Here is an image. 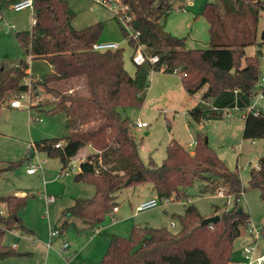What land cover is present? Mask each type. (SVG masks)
Returning a JSON list of instances; mask_svg holds the SVG:
<instances>
[{"label": "trees", "instance_id": "trees-1", "mask_svg": "<svg viewBox=\"0 0 264 264\" xmlns=\"http://www.w3.org/2000/svg\"><path fill=\"white\" fill-rule=\"evenodd\" d=\"M17 0H0V12ZM133 15L131 25L139 32L137 40H128L131 46L143 43L152 54L159 56L155 64L137 65L132 75L124 64V50L98 51L103 22L83 28L73 26L74 10L68 0H34L35 23L30 30L15 36L24 50V57L15 64L0 63V107L8 94L14 97L29 90L31 60H46L53 71L33 79L32 88L53 93L57 98L54 110L66 107L71 118L65 120L66 128L77 121L89 125L62 137L36 141L26 157L0 166V173L16 165L30 162L36 152L43 151L58 158L64 165L80 149L90 145L96 151L89 153L74 175L77 182L93 185L96 192L90 198H77L62 212L56 224L60 238L71 230L78 233V222L87 224L89 233L102 224L117 205V193L126 180L138 172L139 179L129 185L152 183L157 196L171 199H190L189 189L197 180L203 181L201 193H214L226 187L234 195L233 206L225 208L217 222L203 225L205 216L195 204H189L182 215L173 214L180 223L177 231L167 226H134L128 236L110 234V244L99 264H230L235 253V242L240 236L249 213L242 209L240 199L245 192L240 176L231 171L203 134H197L194 153L172 139L166 147V157L161 165L153 158L145 164L139 145L132 136V124L120 108L141 107L145 101L149 74L163 70L181 75L184 88L195 94L207 86L202 100L207 105H197L190 110L193 120L200 122L220 116L212 109L238 106L244 110L251 102L255 85L261 78L258 51L248 56L245 47L257 43L259 12L264 10L261 0H215L205 4L201 14L209 22L210 48H188L186 38L170 32L163 37L157 25L164 28L174 0H124ZM117 19V17H115ZM118 20V19H117ZM125 36L126 29L118 20ZM264 42V41H263ZM74 79H84L86 95H75L64 86ZM40 110V107H37ZM38 117H34L37 119ZM243 136L246 139L264 138V112L247 113ZM61 142L62 145L56 147ZM259 168L249 172V185L261 191L264 200V154L259 158ZM7 210L0 214V264L16 255V249L4 243L6 234L15 229L28 231L21 217L28 197L17 194L0 195V204ZM212 225V227H210ZM67 239V238H66Z\"/></svg>", "mask_w": 264, "mask_h": 264}, {"label": "rangeland", "instance_id": "rangeland-1", "mask_svg": "<svg viewBox=\"0 0 264 264\" xmlns=\"http://www.w3.org/2000/svg\"><path fill=\"white\" fill-rule=\"evenodd\" d=\"M70 1L75 12L80 15L79 21L82 19L83 22H90L101 19L99 21L103 22L104 28L100 41H116L120 43V48L124 50L125 67L133 75L137 67L132 60L135 49L124 35L120 23L113 16L112 11L93 0ZM190 1L193 4H190ZM209 1L211 0H174L172 10L165 22L162 21L164 29L175 36L185 37L188 48H210V25L205 16L201 14L205 4ZM0 14L3 15V19L0 20V63L15 64L24 57V50L17 40L15 33L32 27L33 13L30 8L16 11L6 6ZM8 25L17 26L15 33L12 29L8 28ZM263 41L264 10H261L258 18L257 43L244 48L248 56H253L258 51H261L259 56L262 70L261 77H264ZM147 52L151 53L149 49H147ZM26 81H31V77L27 78ZM149 81V86L145 90V101L141 107L120 108V112L131 121L132 136L139 145V153L144 163L148 164L150 158H153L157 165H161L167 154L166 147L172 139L181 143L189 152L195 150L197 132H201L204 137L208 138L209 144L225 162L226 166L240 176L242 184L245 187V192L240 203L250 215L248 220H251L255 225L264 227V200L261 197V191L258 188L251 187L248 182L251 168L254 167L259 156L264 154V138L253 140L243 137V124L245 121L241 116L240 110H234L230 116L223 113L216 118L202 120L200 127V123L191 121L189 111L193 108L195 100L201 99L207 86L195 93L193 98H190L188 92L181 86L180 76L174 73L163 70H152L149 74ZM74 83L77 88L72 94H87V86L84 79H79ZM57 98L53 93L40 89L39 92L34 91L32 99H28V101L24 100L30 108L20 107L14 109L9 106L11 96H6V101L0 107V159L4 160V164L8 165L12 162H18L26 157L28 141H40L46 138L63 136L67 129L65 120L70 123L71 118L66 107L54 110L57 104L54 101H57ZM42 105L44 107L40 110L33 108L41 107ZM34 117L38 118L34 119ZM39 118H42V120H39ZM138 118L147 121L149 126L143 128L135 126L134 123ZM190 121L192 124L189 127ZM94 123L95 125L99 124V122ZM85 128L87 127H79L82 130ZM192 142L194 143L190 145ZM93 150L94 152L96 151L94 148ZM87 151L91 152V149L87 146L80 149L75 157L76 163H79L84 154H88ZM44 159L46 160L44 163L46 178L49 179L50 174L46 168V163L50 159L43 151H39L33 157L32 164L37 165L39 161ZM26 166L25 162L20 163L12 170H9V173L0 176V192H7L8 188L13 185L19 186L18 188L28 195V203L23 212L25 224L33 228L37 234L49 235L51 228L49 223L51 222L52 225L57 223V216L61 213L65 203L71 202L69 201L70 197L88 194V188L92 189L90 187L93 186L85 182L75 183L73 174L59 178L52 186H46L44 184V177H41V170L38 168V172L30 176L23 173ZM148 185L150 183H138L136 188L120 190L117 193V202L123 206V209L132 211V213L135 212L134 216L139 221L152 220L155 224L154 227L167 226L172 231L179 230V220L174 218L172 213L176 215L181 212L183 213L187 204H195L205 217L213 213L214 205L216 204H223L225 208L233 206L234 195L229 193L226 187L219 189H223L226 194H230L229 198L218 197L216 194L219 189L215 193L202 194L200 191L203 181L197 180L189 189V201L182 198L168 203L159 200L155 196L159 201L158 206L142 211H136L137 208L134 210L135 204L145 194H150V191H147L148 187H150ZM45 190L47 192L52 190L49 192L54 194L57 199L56 202H53L49 206L46 204ZM132 200H135L133 208L129 204ZM228 200L231 202L230 205H228ZM47 208L49 209L47 210ZM172 220L176 224L175 227L171 225ZM148 224L150 223L148 222ZM134 226L140 225H132L128 235ZM68 236L75 239V244L80 242L77 239L76 231L71 230ZM4 240L7 245L9 244L12 247L14 242L18 241L16 236L11 232L6 234ZM66 240L69 241V239ZM259 245H264V236L259 240ZM238 248L239 244L238 240H236L234 247L235 254L238 253ZM16 252H18L17 249ZM16 259L23 258L13 255L1 261V263L29 264L16 263ZM241 259L242 255L239 260ZM30 262L31 264H39L34 260Z\"/></svg>", "mask_w": 264, "mask_h": 264}, {"label": "crops", "instance_id": "crops-1", "mask_svg": "<svg viewBox=\"0 0 264 264\" xmlns=\"http://www.w3.org/2000/svg\"><path fill=\"white\" fill-rule=\"evenodd\" d=\"M68 1H69L70 5H71V1L70 0H68ZM211 1H215V0H211ZM190 4H193V2L190 1ZM9 7L13 8L12 4L9 5ZM71 7H72V5H71ZM23 10H25V9H23ZM73 10H74V8H73ZM108 10H110V9H108ZM31 11L33 13V20H32V26H33L34 23H35V16H34L33 9H31ZM112 13H113V11H112ZM0 16H1L0 20H2L3 19V15L0 14ZM79 16H80L79 13L77 14L75 12V10H74V18L72 20V24L77 29L83 28L85 26H88L90 24H93V23L98 22L99 20H101V19H99V20H93V21H90V22H83L82 19H81V21H79ZM113 16H114V13H113ZM3 23H7V22H3ZM8 28L12 29V31H14V33H15V29H17V26L8 25ZM30 29H25V30H30ZM52 71H53V67L46 60H32L30 62L29 74H30V76L33 79L38 78V77H40V76H42L44 74H48V73H50ZM174 74L180 76V80H181V75L179 73H175L174 72ZM75 81H77V79H74L70 83L65 84L64 87L66 89H68V92L72 93L77 88L76 84L74 83ZM181 84H182V80H181ZM181 86H182V88H184L183 84ZM184 90L186 91L185 88H184ZM188 94H189L190 98H193V96H195V94H190L189 92H188ZM9 95L11 96V100L14 99L13 94H8V96ZM11 100L9 101V106L11 108H14V109L19 108V107L11 106V104H10ZM197 105H201V106L207 105L206 102L204 100H202V96H201V99H196L195 100L194 105L192 107H195ZM43 107H44V105H42L40 107V109H42ZM33 108L37 109V107H33ZM218 112L221 113V114L226 113L224 111H218ZM231 114H227V115L230 116ZM31 119H32V117H31ZM191 121H195V120H193L192 117H191ZM191 121L188 124L189 127L192 124ZM195 122H197V121H195ZM198 123H200V125H199V127H200L202 122L200 121ZM89 125H95L94 121H92L90 123H82L81 121L78 120L77 123H75L71 127H69V128L67 127V129L65 128L66 132L63 134V136L68 135L69 133L79 129L80 126L88 127ZM243 129H244V124H243ZM198 133L202 134L201 132H197V134ZM253 140H255V139H253ZM35 142L36 141H28V143H27V152H28V150L30 148H32V146H31L32 144L35 145ZM193 143L194 142L190 143V145H192ZM208 143H209V140H208ZM195 144H196V141H195ZM87 147H89L91 149V152L87 151L88 154L89 153H94V150H93V148L90 145H87ZM38 152H36V155H37ZM190 152L193 154L194 150H191ZM44 153L46 154V152H44ZM87 155L84 154L81 157V159L79 160V162L83 161V158H86ZM46 156H48V155L46 154ZM75 157L72 158V159H76ZM260 157L261 156H259V158ZM259 158H258L257 162L255 163V165L258 164ZM49 159L50 160L46 163L47 164L46 168H47V170L49 171V174H50V178L49 179L46 178V173H45V168H44V163L46 162V160L44 159V160L38 162V164L42 165V167L39 168V169L41 170V174H42L41 177H44V179H45V183L44 184H46V186L47 185L52 186V184L57 182V180H59V178L65 177V176H62L60 173H61V170L67 165V164L64 165L62 163V161L60 159H58V158L49 157ZM51 160H53V161H51ZM3 161L4 160L0 159V166L1 167L7 166V164H4ZM32 162H33V159L30 162H26L27 166H26V169H25V171L23 173H26V174H29L30 176H33L34 174H36L38 172V171L36 173H29L28 172V167L30 166V164H32ZM255 165H254V167H256ZM7 173H9V172L8 171L2 172V173H0V176H2L4 174H7ZM76 173L73 174V180H74V175ZM74 182L75 183H79V182H77L75 180H74ZM137 185L138 184L127 186V187L125 186V187L121 188V190H124L126 188H136ZM148 186H150V187H148L147 191H150V194L149 193L145 194V196H143L135 204L136 206H135L134 210H136L137 206L141 202H143L145 200H149V199L155 198V196H157L156 191H155L152 183H150V185H148ZM18 187L19 186H17V185L10 186L8 188L7 192H4V193L0 192V195L17 194L19 196H24V195L28 196L27 194H25L24 191L20 190ZM90 188H92V189L88 188V194H84L83 195L84 197L83 196H75V195L70 197L69 201H71V202H69L68 204H67V202L65 203V206L63 207L61 213L59 214V216H57V223L62 218V216H61L62 212L66 208L72 206L75 203V200L77 198H90V197L94 196V194L96 192V189H95L94 186L90 187ZM63 189H64V187H63ZM46 190L44 191L45 200H46V196H53L55 198L54 201H51V202L46 201L47 206H49L53 202H56L57 199H56V196L54 194L49 192V191H52V190H49L48 192ZM137 190L141 191L140 189H137ZM5 193H8V194H5ZM152 194H154V196H152ZM139 197H141V196H139ZM241 199H242V197H241ZM241 199H240V202H241ZM174 200L175 199H171L169 202H172ZM134 201L135 200H132V202H129L131 208H133V202ZM116 202H117V200H116ZM190 202H191V200H190ZM190 202H188V203H190ZM188 205L189 204L185 205L184 212H185V210H186ZM224 205H225V203H224ZM116 207H118V209L116 211H112V213L110 215H108L106 220L102 224H100L99 226H97L95 228L94 232L91 233V235L89 233V229L90 228H88V225L87 224H83L82 222L80 223V221H79L78 222V226L80 228V231L78 233H76V234L78 236L77 239L80 240V242L77 243V244H75V242H74L75 239L74 238H70L68 235H66L65 237H62V238H60V237H51V235H50L51 234V230L55 228L57 223H55L54 225H52L51 222L49 223V225L51 227L50 231H49L50 232L49 235L48 234L47 235L37 234L34 231L33 228H30L29 226H27L25 224L24 217H23V212L25 211V209L22 210L21 217H22L23 223H24L25 227L28 229V231L26 232V231L21 230V229H15V230L9 231L14 236H16V238L18 240V241H15L14 244H13V247L18 250L16 256L18 258H23L24 259V261H23V259H16L15 262L16 263H29V264H31L30 261L34 260V261H36V263H39V264L40 263L41 264H74V263H79V264H99L101 259H102V257L104 256L109 244H110V236H109L110 234L128 236V233H129V230H130L131 226L135 225V224L140 225V226H146V225H148V226L153 225L152 227L155 226V224L153 223L152 220L139 221L134 216L135 212L132 213V211H129L127 209H123V206L119 202H117ZM241 207H242V209H244V207L242 205H241ZM0 208L3 211H5V212L7 210V206H6L5 203L0 204ZM48 209L49 208H47V210ZM224 209H225V207H223V204L222 205L216 204V205H214V211H213V213L210 214V216H214V215H219L220 216V214L222 213V211ZM184 212L183 213L181 212L178 215H182V214H184ZM173 214H175V213H172V215ZM210 216H206V217H210ZM249 217H250V215H249ZM172 221H174V220H172ZM148 222L150 224H148ZM243 228H244V226H243ZM243 228H242V231H241V234H240L239 238L236 239V240H238V244L242 240H248L249 239V237L247 236V231L245 229H243ZM66 238L69 239L71 245H70V248L65 252V251L62 250L61 246H62L63 241L66 240ZM4 243L7 244L5 242V240H4ZM263 248H264V245L260 246L259 242H258V249H257L256 253L259 254L263 250ZM235 253H236V251H235ZM235 253H234V256H233V261L230 262V264H237L239 261H241V260H239L241 258V255H242L240 244H239V248H238V253L237 254H235ZM146 264H157V263L155 261H148Z\"/></svg>", "mask_w": 264, "mask_h": 264}, {"label": "built area", "instance_id": "built-area-1", "mask_svg": "<svg viewBox=\"0 0 264 264\" xmlns=\"http://www.w3.org/2000/svg\"><path fill=\"white\" fill-rule=\"evenodd\" d=\"M102 6L110 9L113 11L114 16L117 17V19L122 23L123 27L126 29L127 32V39H135L137 40L139 38V32L135 31L131 25V22L133 20V15L128 13V10L130 9V5L125 3L124 0H93ZM264 1V0H261ZM34 6V0H17L12 4V7L16 11H20L23 9H33ZM95 50L98 51H108V50H117L120 48V43L114 42V41H98L95 44ZM135 48V53L132 56V60L135 63V65H143L147 62H150L152 64H155L159 61V56L156 54H151L147 52V47L143 43L137 44ZM175 73H178L177 70L174 71ZM29 83V90L25 93H21L14 97V99L11 100L10 104L13 107H28V103L24 102L28 101V99H32V96L34 94V89L32 88V83L31 81H28ZM212 109L215 111H224L227 114H231L234 110H240L241 111V116L245 120L247 113H255L258 114L260 112H264V77H261V79L258 81V83L255 86L254 93L251 99L250 104L248 107L244 110H241L238 108L237 105L234 107H224V108H219L216 106H212ZM39 120H42V118H39ZM135 126L138 128H143V127H148L149 124L147 121H144L142 119H137L136 122L134 123ZM62 143L59 142L56 144V147L61 146ZM34 147V144L31 145ZM86 158H83V161ZM82 162V161H81ZM81 162L76 163L75 159H71L69 163L61 170V175L66 176L69 174H74L78 170H80V165ZM256 168H259V164L255 165ZM41 164L33 165L31 164L28 167V172L29 173H36L38 171V168H41ZM218 197H225L229 198L231 195L226 194L223 189H219L217 191ZM55 198L53 196H46V201L51 202L54 201ZM159 200L169 202L167 198H162ZM231 202L228 200V205H230ZM159 205V201L157 198H152L149 200H145L141 202L137 206V211H142L146 210L152 207H156ZM118 207H114L113 211H116ZM6 212L3 211L0 208V214H5ZM173 227H175V222L172 221L171 224ZM212 227V225H210ZM245 230L247 231V236L249 237L248 240H242L239 242L240 248H241V253H242V259L239 261L237 264H264V248L263 250L257 254V249H258V242L261 239L262 236H264V227L255 225L251 220H247L246 224L244 225ZM51 237H58L59 236V230L58 229H52L51 230ZM239 238V237H238ZM70 241L64 240L62 243V250L67 251L70 248ZM74 264H79V263H74Z\"/></svg>", "mask_w": 264, "mask_h": 264}, {"label": "water", "instance_id": "water-1", "mask_svg": "<svg viewBox=\"0 0 264 264\" xmlns=\"http://www.w3.org/2000/svg\"><path fill=\"white\" fill-rule=\"evenodd\" d=\"M159 31L161 32V34L163 35V37H166L167 35V31L163 28L162 25L158 24L157 25ZM205 142L208 143V138L206 137L205 138ZM141 176V173L138 172L137 174L135 175H131L125 182V184L121 185V188L129 185L133 180H136V179H139ZM242 211V207H240L238 209V212H241ZM220 219V216L219 215H214V216H210V217H206L203 221H202V224L205 225V224H208V223H213V222H217L218 220Z\"/></svg>", "mask_w": 264, "mask_h": 264}]
</instances>
